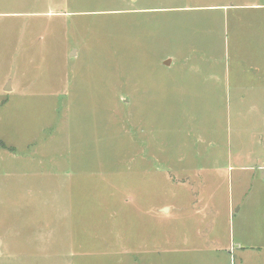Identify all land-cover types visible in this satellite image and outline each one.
I'll return each instance as SVG.
<instances>
[{"label":"rangeland","instance_id":"1","mask_svg":"<svg viewBox=\"0 0 264 264\" xmlns=\"http://www.w3.org/2000/svg\"><path fill=\"white\" fill-rule=\"evenodd\" d=\"M259 134L264 0H0V264H264Z\"/></svg>","mask_w":264,"mask_h":264},{"label":"crops","instance_id":"2","mask_svg":"<svg viewBox=\"0 0 264 264\" xmlns=\"http://www.w3.org/2000/svg\"><path fill=\"white\" fill-rule=\"evenodd\" d=\"M259 68H256V71L257 72H259ZM9 85H10V89H7L8 88V85L7 86H5L4 88H5V90L6 91H10V90H12V87H13V89H14V86H11V82H9ZM12 92V91H11ZM11 92H9V93H11ZM258 138H259V143H264V134H259L258 135ZM239 154V153H238ZM253 163L255 164V165H258V168H264V161L262 160V159H255V160H253ZM241 248L243 249L244 248V246H242L241 245ZM257 249H260V248H257Z\"/></svg>","mask_w":264,"mask_h":264},{"label":"trees","instance_id":"3","mask_svg":"<svg viewBox=\"0 0 264 264\" xmlns=\"http://www.w3.org/2000/svg\"><path fill=\"white\" fill-rule=\"evenodd\" d=\"M0 145L5 146L4 142L0 141Z\"/></svg>","mask_w":264,"mask_h":264},{"label":"water","instance_id":"4","mask_svg":"<svg viewBox=\"0 0 264 264\" xmlns=\"http://www.w3.org/2000/svg\"><path fill=\"white\" fill-rule=\"evenodd\" d=\"M7 89H10V85H9V83H8V88Z\"/></svg>","mask_w":264,"mask_h":264}]
</instances>
